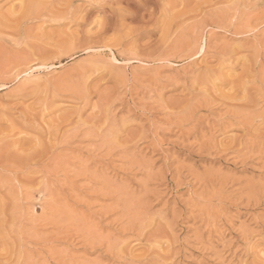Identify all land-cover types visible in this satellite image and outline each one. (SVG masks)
<instances>
[{
	"label": "rangeland",
	"instance_id": "374dc122",
	"mask_svg": "<svg viewBox=\"0 0 264 264\" xmlns=\"http://www.w3.org/2000/svg\"><path fill=\"white\" fill-rule=\"evenodd\" d=\"M4 1L0 264H264V0Z\"/></svg>",
	"mask_w": 264,
	"mask_h": 264
},
{
	"label": "bare ground",
	"instance_id": "6f19581e",
	"mask_svg": "<svg viewBox=\"0 0 264 264\" xmlns=\"http://www.w3.org/2000/svg\"><path fill=\"white\" fill-rule=\"evenodd\" d=\"M6 1V0H5ZM4 1V2H5ZM8 2H9V0H7ZM15 2L16 1V3H17V0H11V2ZM26 1V2H25ZM50 1V0H49ZM52 1V0H51ZM50 1V3L52 4L53 2H51ZM54 1V0H53ZM56 1V0H55ZM58 1V0H57ZM56 1V2H57ZM72 2L73 0H69V2ZM105 1V0H104ZM18 2H19V0H18ZM55 2V3H56ZM59 2H60V0H59ZM75 2V1H74ZM76 2H78V1H76ZM88 2V1H87ZM90 2V1H89ZM6 3V2H5ZM20 3H21V1H20ZM47 3H49L48 2V0L46 1V0H22V3L20 4V5H18V9H20V14H18V12H17V15L19 16V18L17 19V17H15L16 16V14H11V13H13V12H11L10 13V15H13L14 17V19H13V21L11 20V23H13V22H15L14 24H17V22H19V24H21V23H23V22H26V21H34V20H38L39 18H42V17H49L51 20H53V22L55 21V20H59V21H61L62 19H64V17L67 15L66 13H65V11L67 10V9H65L68 5V1H67V3L65 2V4L67 5L65 8L63 7H61V8H59V10H58V8H56V10L55 9H53V8H55L54 6L56 5V6H58L59 5V3H58V5L57 4H53L52 6H53V8H52V6H51V4H50V6H51V8L53 9V10H47L48 9V7L46 6V5H48ZM61 3V2H60ZM85 3H86V0H85ZM91 3H93V0H92V2ZM6 4H8V3H6ZM10 4V3H9ZM12 4H14V3H12ZM11 4V5H12ZM62 5H63V3H61ZM83 4H84V2H83ZM87 4V3H86ZM10 5V7H11V10H12V6L14 7V5H12L11 6ZM16 5V4H15ZM73 5V4H72ZM88 5V4H87ZM20 6V7H19ZM49 6V5H48ZM59 6H61V5H59ZM65 6V5H64ZM9 7V8H10ZM17 7V6H16ZM69 7V6H68ZM73 7V6H72ZM15 8V7H14ZM51 8H49V9H51ZM17 9V10H18ZM62 9H64L65 11L63 12V10ZM70 10H72L73 8H69ZM75 9H77V8H75ZM75 9H73L74 11H75ZM80 8H78L77 10L80 12V10H79ZM15 10V9H14ZM59 12H58V11ZM60 10H62L61 12H60ZM72 10V11H73ZM13 11V10H12ZM68 11V10H67ZM72 11H68L67 13H68V15L72 12ZM77 11V12H78ZM76 12V11H75ZM74 12V14H76ZM78 12V13H79ZM81 13V12H80ZM73 14V15H74ZM46 15V16H45ZM71 16H72V14H71ZM78 16V15H77ZM5 17V16H4ZM7 17V16H6ZM5 17V18H6ZM46 17V18H47ZM68 17H70V16H68ZM5 18H4V20H5ZM8 18H9V16H8ZM77 18V17H76ZM17 20V22H16V20ZM9 20V19H8ZM8 20H6V22L8 21ZM15 20V21H14ZM42 20V19H41ZM48 20V19H47ZM67 20V19H66ZM40 21V20H39ZM49 21V20H48ZM43 22H44V20H43ZM49 22H52V21H49ZM2 24H4V23H2ZM0 25H1V20H0ZM12 25V24H11ZM5 27H6V25H4ZM9 28V27H8ZM8 30H10L11 32H13V33H15V32H17V31H19L20 30V27H19V25L18 26H12V27H10ZM14 142V141H13ZM17 142V141H16ZM19 142V141H18ZM18 142H17V145H18ZM12 144V143H11ZM15 144V142L12 144V147H13V145ZM16 145V144H15ZM17 145L15 146V147H17ZM2 147H0V149H1ZM4 150V149H3ZM2 150V151H3ZM1 151V150H0ZM0 152L1 154H0V159H2V157L4 156V158H6V159H8V162H10V168L11 167H14L16 164H21V163H24L26 160H25V157L24 158H21V156H17V155H15V153L14 154H9L8 153V151H7V149H6V151H4V152ZM26 153V152H25ZM24 153V154H25ZM27 153H28V151H27ZM34 153H35V151H34ZM38 154V153H37ZM21 155V154H20ZM27 157V156H26ZM35 159V158H34ZM2 160H4V159H2ZM33 160V159H32ZM1 161V160H0ZM3 161H1V163H2ZM4 163V162H3ZM4 165H6V164H4ZM1 207H2V205H1ZM1 207H0V214H2V210H4L3 209V207H2V209H1ZM7 261V260H6ZM5 262V261H4ZM8 262H6V264H7ZM3 264V263H2ZM5 264V263H4ZM8 264H10V263H8ZM12 264V263H11ZM15 264V263H14ZM16 264H18V263H16Z\"/></svg>",
	"mask_w": 264,
	"mask_h": 264
}]
</instances>
